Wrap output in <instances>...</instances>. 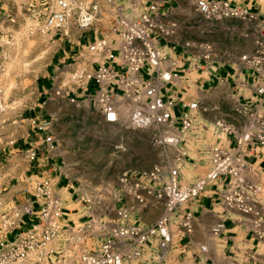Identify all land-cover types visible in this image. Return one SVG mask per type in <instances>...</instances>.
Returning <instances> with one entry per match:
<instances>
[{"label":"built area","instance_id":"2783aa9c","mask_svg":"<svg viewBox=\"0 0 264 264\" xmlns=\"http://www.w3.org/2000/svg\"><path fill=\"white\" fill-rule=\"evenodd\" d=\"M193 8L206 19L253 18L227 0H194ZM167 13L158 0H0V264H170L172 250L184 247L177 239L190 235L197 224L187 203L214 182L220 185L222 211L210 236L219 235L225 219L237 213L264 239L263 169L255 165L264 151V30L236 61L252 92L234 104L243 119L213 122L214 133L223 138L204 149L205 173L184 183L180 169L188 153L183 132L202 127L196 119L204 109L198 99L181 101L174 115L175 100L164 92L179 70L198 68L196 62L184 66L195 47L204 61L201 72L211 67L213 53L208 42L186 40L179 49L169 44L179 25L166 19ZM48 34L78 41L68 77L56 73L53 78L55 93L71 103L80 97L89 101L104 123L151 129V142L160 150L157 163L124 171L112 183L90 190L77 183L85 212L77 222L65 218L51 119L31 116L29 132L40 140L20 147L4 118L18 40ZM89 81L95 83L93 91L87 90ZM71 87L81 96H70ZM9 181L28 185L21 190L27 195H10Z\"/></svg>","mask_w":264,"mask_h":264},{"label":"rangeland","instance_id":"374dc122","mask_svg":"<svg viewBox=\"0 0 264 264\" xmlns=\"http://www.w3.org/2000/svg\"><path fill=\"white\" fill-rule=\"evenodd\" d=\"M193 20L201 26L185 28L182 32L184 38L210 43L222 62L236 66L239 55L244 53V50L239 52L237 49H251L254 45L255 34L247 33L252 32L251 27L239 20L233 21L234 29H218L200 14H194ZM65 43L64 37L59 39L58 34L52 38L48 34L18 40L19 49L14 53L10 67L11 88L7 95L10 110L4 115L9 121L8 132H12L17 140L23 139L30 130L29 118L32 115H39L41 119L50 118L43 109L48 104L40 107L37 105L38 101L34 96L35 84L51 54L57 53L58 45L63 46ZM68 61L70 60L65 63ZM68 72V68L57 71L65 79ZM227 95L230 94L221 86L197 92L199 106L204 110L199 112L196 122L202 124V127L196 131L183 132V138L188 155L191 151L196 152L200 163L207 161L208 153L204 151L206 146L214 144L216 137L223 138L221 134L214 133L213 122L217 118L226 121L243 119L235 111L231 96ZM53 107L57 109V114L51 117V121L58 143L61 174H66L76 183L88 184L89 190L114 182L124 171L148 168L160 160V150L152 144V130L149 128H139L127 122L104 123L94 111L93 105L82 97L77 103L61 101ZM39 109L42 112H38ZM199 149H203L205 153L199 154ZM189 170L185 173V180L182 177L184 183L189 179Z\"/></svg>","mask_w":264,"mask_h":264},{"label":"crops","instance_id":"0c3cea01","mask_svg":"<svg viewBox=\"0 0 264 264\" xmlns=\"http://www.w3.org/2000/svg\"><path fill=\"white\" fill-rule=\"evenodd\" d=\"M158 1L168 10L166 19H173L177 21L179 25L176 32L169 39V44L174 43L179 49L184 41L191 40L184 38L182 34L183 30L189 26L196 28L201 26L199 23H194L193 20V15L198 14L193 8L194 0ZM227 1L230 5L251 13L253 18L242 19L240 17H224L219 19H209V21L218 29H234L235 24L233 21L239 20L247 24L248 27H251L252 32L247 33L255 34V37L258 30H264V0ZM70 30L74 31L73 28H70ZM72 39H65L66 43L63 46L60 44L58 45V48H56V50H58L57 53L51 54L49 62L42 69L40 76L36 80L34 96L38 101L37 105L39 107L42 104H48V107L42 108L44 109L45 114L50 116L49 119L57 114V109L53 107V105H56L61 101H68L66 96L61 97L55 93L53 78L58 69L70 68L69 64L71 62V56L75 52L76 43L78 42L76 39ZM195 42L197 43L198 41ZM253 47L254 45L251 49L238 48L237 51L240 52L244 50V52H250ZM213 49L212 46L213 62L209 69H206L204 72L200 71L199 67L202 66L201 63L204 61L199 60L200 49L195 47L193 49L195 51V56L189 57L185 60L184 66L188 64L192 65L196 62L197 64L199 63L198 68L192 67L190 71L183 72L179 70L177 75L173 78L172 83L167 85L168 90L165 91L164 94L166 98H172L175 100L176 104L172 109L174 115L179 113L181 101L187 103L190 100L197 99L196 95L198 90L204 91L205 88L224 87L226 92L230 94L227 96H231L234 103L236 100H245L241 96L242 94H244L245 97L252 95L251 89L245 84V82H249V79H247L246 76L247 73L243 70L240 71L235 64L222 62L216 56ZM66 60L70 61L65 63ZM233 68H235V71H233ZM94 87L95 83L89 81L87 90L93 91ZM183 89H186V91ZM70 90V93H68L70 96H81L79 89L71 87ZM63 92V95H65L66 88H63ZM38 112H42V109H39ZM51 132L55 137L52 121ZM39 140V135H34L28 131L23 139L17 140L16 146L27 147L33 142H39ZM247 154L249 159L255 160L252 154L249 152ZM261 154L263 156L258 157L255 160V165L263 169L262 178L264 179V151L261 150ZM197 157V153L191 151L181 164L180 171L184 180L185 173L190 169L187 183H190L196 177L203 175L207 170L208 162L204 161V163H200ZM191 158L193 161H191ZM54 161L59 165L60 161L58 159V152ZM57 173L59 176V185L64 186L61 193L63 205L65 207V218L69 221L77 222L83 219L85 214L83 205L76 196L77 194L74 189L77 186V183L70 179L66 174H61V170ZM262 181L264 182V180ZM7 184L9 194L13 197L22 199L27 195L21 190L27 189L28 185L22 182L14 183L13 181H9ZM219 186V182L209 184L203 192L187 203L186 207L197 216V224L190 235H185L177 239L180 243H184V247L182 249L174 248L172 250L170 264H264V239L256 237L255 231L249 227L246 221H244L242 215L232 213L224 221V230L217 236H210L209 229L219 220V214L222 211V208L217 201ZM260 203L264 206V183L260 195ZM156 215L157 213H155L150 219L154 218ZM261 232L264 234V225L261 228ZM201 245L206 247L205 251L200 249Z\"/></svg>","mask_w":264,"mask_h":264}]
</instances>
